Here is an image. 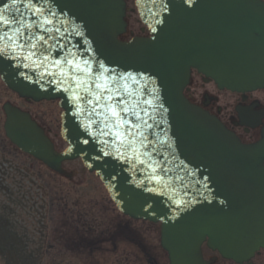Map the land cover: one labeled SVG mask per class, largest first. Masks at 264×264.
<instances>
[{
	"label": "water",
	"instance_id": "water-1",
	"mask_svg": "<svg viewBox=\"0 0 264 264\" xmlns=\"http://www.w3.org/2000/svg\"><path fill=\"white\" fill-rule=\"evenodd\" d=\"M138 4L153 37L126 44L118 41L127 28L124 0H32L31 5L19 0L15 6L12 0H0V9H8L6 16L27 25L51 21L43 24L51 33L30 29L52 37L43 45L54 46L49 59L43 64L42 57L20 59L28 48L21 51L7 39L0 40V50L15 53L0 56V75L22 97L61 101L71 148L57 156L43 132L16 110L10 111L8 134L24 152L60 172L62 161L82 158L102 177L124 213L162 221L163 245L172 264H206L200 246L207 238L209 247L225 259L251 264L264 248V141L241 147L215 119L191 106L183 90L192 69L232 91L264 87V6L256 0H139ZM36 8L40 11L33 15ZM69 52L92 70L93 76L86 79L103 71L100 64L108 69V77L127 73L135 77V82H126L128 89L140 101L137 111L145 109L149 115L141 111L147 124L133 147L98 133L93 121L99 117L91 113L82 89L78 93L85 100L71 98L75 83L64 80L60 72L83 73L51 63L72 58ZM80 129L91 137L79 136ZM105 140L107 144L102 143Z\"/></svg>",
	"mask_w": 264,
	"mask_h": 264
},
{
	"label": "snow or ice",
	"instance_id": "snow-or-ice-1",
	"mask_svg": "<svg viewBox=\"0 0 264 264\" xmlns=\"http://www.w3.org/2000/svg\"><path fill=\"white\" fill-rule=\"evenodd\" d=\"M19 0H12L13 6L18 3ZM28 5H31L32 0H27ZM27 6V5H25ZM8 11L7 8L0 9V40L7 39L9 44H15V48L23 51L28 48L29 51L25 56L18 57L20 59H28L29 57H42L41 64L47 61L51 56L50 49L54 46L47 44L48 39H52L49 36L47 39L43 35H38L36 32H32L30 29L35 27L41 32L51 33L52 29L43 27V24H48L51 21L44 20L43 24L33 23L32 25H27L23 20L16 19L15 16L8 17L5 13ZM40 9L36 8L33 11V15L39 12ZM10 29L13 34H9L4 31V29ZM59 32V29H55ZM23 37V39H21ZM39 42V43H38ZM61 48L64 46L61 45ZM39 49V51H37ZM2 55H15L14 52H5L0 50V56ZM69 57H63L60 59L52 60L51 63L55 66H60L61 64H66L69 66L71 73H83V76L78 74H69V72L61 71L60 75L64 80L71 79L75 83V89H73L72 99L74 101H83L85 97L78 93V90L82 89L87 93V104L92 106L91 113H94L99 119L93 121L98 129L99 134L109 135L120 145L125 146V148L133 147L137 139L143 136L141 129L147 124L144 116H141V111L144 115H149L145 109L137 111L140 105L139 100L132 98V93L129 91L127 86V81L132 80L135 82V77L132 73L119 74L108 77L106 74L108 69L105 68L103 64H100V69L102 72L95 73L94 79H86L93 76V72L88 67H82L75 59L74 54L68 53ZM88 61H84V65H88ZM55 73H49V75H54ZM124 82V83H122ZM94 85V88H93ZM71 87V85L69 86ZM65 92L69 91V88L63 89ZM151 106L150 101H145ZM86 130L88 128L86 127ZM107 130V131H105ZM144 139H147L144 137ZM87 143V141H85ZM102 143L107 144L108 141H102ZM143 145V140L140 141ZM135 151V149H133ZM119 151V149H116ZM109 154V153H105ZM118 158V157H117Z\"/></svg>",
	"mask_w": 264,
	"mask_h": 264
},
{
	"label": "flooded vegetation",
	"instance_id": "flooded-vegetation-1",
	"mask_svg": "<svg viewBox=\"0 0 264 264\" xmlns=\"http://www.w3.org/2000/svg\"><path fill=\"white\" fill-rule=\"evenodd\" d=\"M261 1L264 2V0ZM210 86L212 85H205L202 79L195 77L189 92L190 98L203 109L217 115L244 144L257 142L264 126V91L246 96L228 93L220 95L222 93L218 94ZM244 111L249 113L251 122L242 121L241 113ZM35 173H37L40 187L50 184L48 177L40 167ZM40 229L39 217L28 227H19L20 234L6 218L0 216V255L10 261L8 264H11L12 259L15 258L21 264H59V261H64L70 255L75 254L69 245L61 243L63 240L57 236L54 227L52 234L43 237ZM99 242L100 247L96 248L95 241H91L94 250L106 252L105 242L108 240L103 238ZM59 256L62 258L57 260ZM64 263L74 264V260L64 261Z\"/></svg>",
	"mask_w": 264,
	"mask_h": 264
},
{
	"label": "rangeland",
	"instance_id": "rangeland-1",
	"mask_svg": "<svg viewBox=\"0 0 264 264\" xmlns=\"http://www.w3.org/2000/svg\"><path fill=\"white\" fill-rule=\"evenodd\" d=\"M132 23L135 24L134 22L137 20V18L133 15L131 17ZM140 28V26H133V29L136 31H138V29ZM4 95L0 92V101H2L4 99ZM23 107H25L29 112H48V115L44 116H40L41 120L45 123V121L50 118H52V120H57L59 121V114H60V110L59 108H57L56 105H51V104H43L42 106H34V105H23ZM47 118V119H46ZM50 133H51V137L54 139V141H57V145L59 146V148H62V144L60 143L59 140V136H58V131L56 130V127L53 129V127L50 129ZM70 166V165H69ZM69 168H74V169H78L77 164L75 165H71ZM81 178H78V181H80ZM85 182H88L89 184H85ZM83 184L88 188H92L95 187V189L98 190V192L102 195L105 196L106 198V206H105V202L103 201V199L100 197L99 193L97 191H94L91 193V195L89 196V200L92 201L91 202V208L92 211H95L96 213H98V211H100V209L102 211H104V216L102 217L103 220H105L107 222V226L109 227L110 224H114L117 225L119 224V222H121V218L114 212V206L111 205V203L109 202V197L108 195L105 194V192L103 191L101 185L96 181L93 182V180H91L90 178H87ZM85 189V188H84ZM85 194H88L87 190H83ZM81 200H82V204H83V199L81 197V195L79 194ZM95 197H100V209L97 208L95 206V201H93V198ZM105 200V199H104ZM99 209V210H98ZM133 229H135L140 236L143 239L144 244L146 245V247L148 248V250L150 249V251L152 253H155V256L157 257L158 261L160 264H167V261L165 259V257L162 256V254L160 253V249H159V245H158V239H157V233L156 230L153 233V229H151L150 227H147L146 225H133ZM125 243V242H123ZM76 243L72 242V245H74ZM129 247L126 246L125 244L123 245L121 252H119V255H117L116 259L113 260L112 258H110V255H107L105 257L104 263H103V258L100 257V261H102L103 264H114L118 259L122 260L125 264H129V259L131 258L129 253ZM141 255V254H140ZM93 256V259L95 261L98 262V264H100V261H98V255L93 254L91 255ZM62 257L59 256L57 257V260H60ZM81 258V259H79ZM77 259V260H76ZM92 259V261H94ZM53 260H55V257H53ZM68 260H74L75 264H82V257L81 256H77V255H70L69 257H67V261ZM76 260V261H75ZM89 260V258H88ZM59 264H64L63 261H59ZM138 264H148L144 261V259H139L138 260Z\"/></svg>",
	"mask_w": 264,
	"mask_h": 264
},
{
	"label": "bare ground",
	"instance_id": "bare-ground-1",
	"mask_svg": "<svg viewBox=\"0 0 264 264\" xmlns=\"http://www.w3.org/2000/svg\"><path fill=\"white\" fill-rule=\"evenodd\" d=\"M79 136H81L82 138H89L91 137V134L87 131H82V129L79 130V133H78Z\"/></svg>",
	"mask_w": 264,
	"mask_h": 264
}]
</instances>
